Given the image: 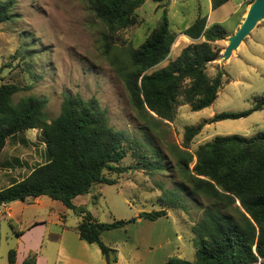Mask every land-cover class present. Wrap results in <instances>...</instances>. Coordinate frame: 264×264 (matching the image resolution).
Instances as JSON below:
<instances>
[{"label":"rangeland","instance_id":"rangeland-1","mask_svg":"<svg viewBox=\"0 0 264 264\" xmlns=\"http://www.w3.org/2000/svg\"><path fill=\"white\" fill-rule=\"evenodd\" d=\"M240 1L230 0L213 10L207 0H146L135 12L137 23L115 33L112 54L122 56L124 50L138 47L158 26L165 10L172 31L178 34L175 42L182 37V30L200 14L207 16L212 24L221 20L219 24L228 34L220 41L222 45H218L223 52L227 38L235 32L239 20V13L235 11L244 10L239 7ZM253 1L244 0L246 10ZM13 13L10 21L0 24V85L15 83L22 87L13 97L15 103L31 95L47 98L45 111L50 120L59 115L67 94L94 100L106 109L111 126L125 135L126 157L121 165L137 167L123 173L106 171L105 176L117 183L96 184L89 193L77 196L74 204L90 211L100 222L128 220L142 211L160 210L166 206L161 185L177 190L187 210L168 208L167 218L155 222L142 219L124 229L106 231L103 241L120 249L125 259L134 255L132 251L140 243L136 259H141V264H158L171 256L194 261L191 230L202 219L203 209L209 201L180 186L176 158L170 147L176 144L185 148L183 136L187 126L209 120L218 113L247 110L254 105L255 96H264V64L258 61L260 55L252 53V43L221 65L225 72L224 86L210 107L195 112L189 105H180L174 121H165L149 132L138 118L123 81L117 76L110 54L105 52L104 35L109 32L108 27L91 10L87 0H15ZM260 24L263 25L264 20ZM251 37L263 40L264 27L259 26ZM178 54L179 49H174L169 57L175 58ZM167 62L163 61L158 67ZM215 62L208 66L211 76L217 71ZM260 132H264V109L247 117L207 124L188 150L194 153L201 144L216 136L237 134L251 138ZM5 155L9 160L13 159L10 175H14V182L47 162L49 157L41 129L26 130L9 138L1 159ZM195 163L196 159L190 167ZM2 166L0 160V190L10 184ZM16 169L18 171L14 172ZM41 198L40 203H35ZM82 216L48 196L15 200L6 211L0 208V264H9L10 249L23 254L29 246H36L39 233L44 231L39 227L25 237H19L16 229L26 230L34 220H46V233L56 232L62 226L76 228ZM164 233L167 236H163ZM145 241L153 242L152 250L151 242Z\"/></svg>","mask_w":264,"mask_h":264},{"label":"trees","instance_id":"trees-1","mask_svg":"<svg viewBox=\"0 0 264 264\" xmlns=\"http://www.w3.org/2000/svg\"><path fill=\"white\" fill-rule=\"evenodd\" d=\"M229 1L211 0L212 8L215 10ZM87 2L108 27L109 32L104 35L105 52L110 54L111 64L145 130L150 132L165 121H174L180 105H189L197 112L214 103L224 86L225 72L219 64L215 75L211 76L207 70L223 49L215 43L228 36L222 24L208 26V17L198 15L182 32L192 42L177 57L170 58L178 34L172 31L165 10L160 23L145 40L120 56L112 54L115 33L137 23L135 12L146 0ZM14 5L15 0H0V24L14 17ZM165 60L167 64L158 67ZM21 90L15 83L0 85V154L9 138L38 128L49 159L22 180L1 189L0 207L15 200L42 196L61 201L83 214L75 229L80 239L99 246L107 264L118 261V250L103 241V232L123 228L138 219L155 221L167 217L168 208L187 210L178 191L163 185L166 206L142 211L128 220L100 222L84 207H77L74 199L89 193L94 185L117 183L105 176L106 171L123 173L137 168L121 165L126 157L125 135L111 126L106 109L94 100L67 94L59 115L50 120L45 111L47 98L31 95L14 102V95ZM263 109L264 96H255L254 105L247 110L218 113L209 120L187 126L183 136L185 148L176 144L170 147L176 158L180 186L209 203L203 209L202 219L191 230L195 260L171 256L163 264H258L264 260V132L251 138L237 134L216 136L194 153L188 150L206 124L247 117ZM195 159V165L190 167ZM16 234L21 236L23 232ZM16 258L17 251L10 249L9 264H15ZM23 264H37V253H29Z\"/></svg>","mask_w":264,"mask_h":264},{"label":"crops","instance_id":"crops-1","mask_svg":"<svg viewBox=\"0 0 264 264\" xmlns=\"http://www.w3.org/2000/svg\"><path fill=\"white\" fill-rule=\"evenodd\" d=\"M207 2H208V6L211 9H213L211 0H207ZM239 7L240 8L244 7V10L240 12L237 9L235 11V13H237V14L239 13V20H238V23H237V25L233 31L237 30V28L239 27L240 23L243 21L245 14L248 10V9L247 10L245 9L244 0L240 1ZM217 23H221V20H218ZM210 25H212V23L208 21V26H210ZM259 26L264 27V24L263 25L262 24L257 25V27L252 31L251 35L246 38V40L240 45L238 50L235 51L233 53V55L231 56V58L228 61H226L225 63L229 62L233 57L237 56L239 54V51L243 47H246V46L248 47L249 42H250V43H252L251 44V48L253 50L252 53H257L258 55H260V59L258 61H259V63L264 64V39L260 40L257 37H251L252 34L255 32V30ZM187 27L188 26H186L184 29H186ZM183 30H182V32H183ZM181 35H182V37L179 38V40L177 42H175V44H174L175 47H173V49H172V50L179 49V54H180L181 50L186 45H188L189 43L192 42V40L188 36L184 35L183 33H181ZM222 41H224V40H222ZM215 44H217L219 46L222 45V43L220 41H217ZM216 61L217 62H215L214 64H219L220 67L222 64H224V63H222V61L220 59L216 60ZM220 61H221V63H218ZM6 148H7V142H6L5 148L3 149L2 153L0 154V160L3 163L2 168L5 169L3 171L4 176L8 177L7 179L10 180L9 185H11V184L18 182V181L22 180L23 178H25L31 171L29 173H27L26 176L19 178L17 181L14 182V180H12V179H15V178H13L14 175H10V174H12V170H13V167L11 165V162L13 161V159L11 158L9 160V157H7V155H5V157L3 159H1ZM22 163H24V162L22 161ZM15 171H18V170L16 169V170H14V172ZM28 200L29 199H27L26 201H28ZM41 200H42V198L40 200L36 201L35 203H40ZM10 203H7V204L1 206L0 208L6 211L9 209ZM9 215L12 216V214L10 212H9ZM161 218H167V217H161ZM161 218H159V219H161ZM159 219H157L155 221H158ZM141 220L142 219H138L136 222H140ZM155 221H152V222H155ZM46 224H47L46 220H34V222H32L30 227L29 228L27 227L26 230H20V229L15 230L14 226L11 225L12 228L15 230V233H16V231L23 232V234L19 237H25L30 232L37 230L39 227H43V230H44V231L39 233V237H38V241H37L36 246H34V247L29 246L27 248L26 252H24L23 254L17 252V258H16L15 264H23L24 259L31 252L37 253V264H107L105 258L103 257V255L101 253L99 246L96 244H93V243L92 244L87 243L86 241L80 239L79 234L75 228H72V227L69 228L67 226H62L60 231L46 233V229H47ZM127 226H125L123 228H118V229H124ZM113 230H117V229H113ZM107 231H110V230H107ZM105 232H103V240L104 241H105ZM162 235L167 236L166 233H164ZM145 242H151V241H145ZM153 245H154L153 242H151L149 244V247H151L150 248L151 250L153 249ZM140 247H141L140 243L137 244V246L134 248V251H132V253H134V255L131 254V257L129 259H125L123 257V254L121 253L120 249H117L118 250V261L115 264H141L142 260L136 259V257L138 256L137 253H138V250L140 249ZM165 261L166 260H163L162 262H160L158 264H163ZM263 262H264V260L259 262V263L262 264Z\"/></svg>","mask_w":264,"mask_h":264},{"label":"water","instance_id":"water-1","mask_svg":"<svg viewBox=\"0 0 264 264\" xmlns=\"http://www.w3.org/2000/svg\"><path fill=\"white\" fill-rule=\"evenodd\" d=\"M264 20V0H254L248 7L243 21L237 30L227 38L228 44L224 51L220 53L217 60L222 63L228 61L233 53L238 50L240 45L249 37L257 25ZM154 114V113H153ZM156 116V114H154ZM240 206V201H237Z\"/></svg>","mask_w":264,"mask_h":264}]
</instances>
